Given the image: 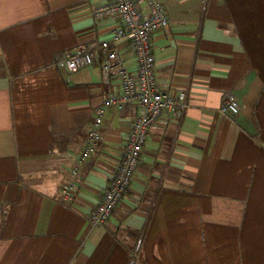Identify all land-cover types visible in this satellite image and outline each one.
<instances>
[{"label": "crops", "instance_id": "obj_1", "mask_svg": "<svg viewBox=\"0 0 264 264\" xmlns=\"http://www.w3.org/2000/svg\"><path fill=\"white\" fill-rule=\"evenodd\" d=\"M103 1L0 0V264H264V0H159L154 75L181 106L149 127L122 198L90 227L138 106H107L80 161L120 79L101 50L77 70L55 62L112 40L121 20L91 14ZM116 47L136 73L129 40Z\"/></svg>", "mask_w": 264, "mask_h": 264}, {"label": "built area", "instance_id": "obj_2", "mask_svg": "<svg viewBox=\"0 0 264 264\" xmlns=\"http://www.w3.org/2000/svg\"><path fill=\"white\" fill-rule=\"evenodd\" d=\"M143 2L145 10L139 8L136 0H106L93 5L91 14L94 18L116 16L121 20V24L112 29V40L101 42L97 46L80 44L74 52H65L55 62L58 67L67 71L77 70L90 64L101 50V67L106 71L116 72L120 79V91L109 94L103 100V105L96 109L90 121L79 155L80 161L85 160L97 148L99 128L107 106L118 109L131 103H136L138 106L113 177L90 210L88 217L90 227L105 223L122 198L139 163L149 127L163 111L181 106L176 97L157 86L154 75L155 58L151 48V35L167 25V13L159 0H143ZM119 39L129 40L136 62L134 74L122 65L116 47ZM230 102L231 98L226 99L220 110L226 111ZM73 172L76 173V170L74 169ZM59 193L61 200L68 201L72 195L71 184L63 183Z\"/></svg>", "mask_w": 264, "mask_h": 264}]
</instances>
